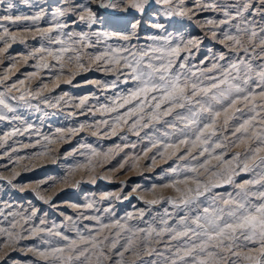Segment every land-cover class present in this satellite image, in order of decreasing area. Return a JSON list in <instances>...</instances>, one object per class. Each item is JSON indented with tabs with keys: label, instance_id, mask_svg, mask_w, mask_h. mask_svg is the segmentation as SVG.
Listing matches in <instances>:
<instances>
[{
	"label": "rangeland",
	"instance_id": "rangeland-1",
	"mask_svg": "<svg viewBox=\"0 0 264 264\" xmlns=\"http://www.w3.org/2000/svg\"><path fill=\"white\" fill-rule=\"evenodd\" d=\"M9 2L14 7L6 11ZM232 2L233 0H173L176 9H183L186 15L170 17L163 14L162 5H152L141 16L135 12L116 13L96 8L93 3L98 22L91 27L79 21L78 17L83 12H73L71 8L75 4H85L87 0H3L0 3V16L31 17L42 13L41 19L35 24L30 19L15 24L0 21L10 33L17 36L15 42L7 40V44L11 46L0 52V92L5 94L6 102L13 109L8 111L0 106V115L6 117L0 120V227L7 228L14 219L18 221L13 239L0 234V264H45L37 250H47L67 243L48 232H32L33 226L52 228L53 232L59 231L75 239L81 248L88 247L87 264H98V249L85 245L79 239L78 232L85 237L95 235L98 240L109 238L100 245L109 258L101 257L100 264H116L121 259L124 264H148L149 261L165 264V257L171 255L165 244L170 243L173 247L178 244L177 241H169L167 235L156 237L153 234L144 240V234L139 233L136 240L138 247L133 252H125L123 258L117 253L123 250L121 246L130 235L125 230L129 227L147 229L151 225L160 228L163 227L161 219H168L170 224H176L178 217H193L198 213L194 205L187 208L183 205L176 207L170 202L178 201L181 195L172 186L173 181L184 176L198 175L206 183L221 184L213 189V193L226 198L227 193L238 190L236 185L254 179L257 173L264 171L256 167L252 172H240L239 175L232 176L233 183L226 182L237 163L253 164L245 153L249 145L256 147V143L252 140L241 142L232 134L236 127L255 115L249 111L250 104L237 105L242 111L235 113L234 117V109H229L227 127L223 123L225 115L221 113L214 126L217 134L210 138L207 145H203L208 147L207 153L199 155L198 148L189 145L188 154H185L186 146L179 145L178 148H168L161 156L157 148L151 147V140L172 142L178 136H163L164 131H172L163 122L139 130L140 134L137 136L130 128L131 120L128 124H114L115 117L123 114L131 105L118 112L102 111V106L113 107L114 102H119V97L127 95L128 90L134 86L132 82L124 83L125 77L115 70L105 71L102 62L98 64L89 60L87 55L84 56V68H79L74 60H65L61 71L51 57L46 58L48 68L37 67L41 63L38 49L57 47L41 38L37 29L66 23L63 33H88L95 42L94 33H121L137 21H140L138 35L129 46L167 47L162 39L154 42L150 39L151 36H167L172 41L171 46L193 39L198 41V46H190V51H185L182 47L181 57L186 59L181 62L193 69L210 67L213 57L227 49L220 39L213 36V31H217L219 35V30L207 21L214 20L218 23L224 17L219 9L202 10L201 6ZM57 9L65 10L66 15L54 18L53 13ZM255 19L259 21L260 18L256 16ZM157 22L163 24V31L152 27ZM223 27L225 30L229 28L228 25ZM2 35L3 28H0V36ZM52 35L68 39L59 32H53ZM118 43L123 42L101 38L99 44L94 43L92 48L83 51L96 53L103 51L108 45ZM5 47V41L0 40V49ZM34 52L36 56L32 55ZM114 80L116 87H111ZM13 84L15 87H11ZM21 95H24L23 100L19 99ZM85 98L87 102L81 106L80 101ZM256 103L259 115L254 122L256 127L250 129V132H259L264 127L260 123L264 116L260 105L264 104V100L257 96ZM165 119L171 121L173 118ZM101 121H107V124ZM14 129H19V132L6 137ZM188 135H192L191 131ZM217 142L222 146L216 148ZM197 144L199 147L200 142ZM235 153L241 154L240 161L233 159ZM260 155L264 156V152ZM193 156H196L195 160L192 159ZM217 156H221V159H217ZM205 160L206 166L219 175L198 167ZM192 166H197V173L188 171ZM173 169L177 172L174 173ZM189 183L195 187L191 181ZM177 186L182 190L185 188L182 183ZM152 201L156 203H151ZM200 201L202 206L211 203L205 197H201ZM41 220L44 221L43 225ZM118 232L119 237L116 236ZM116 239L119 243L113 249L111 241ZM258 247V244H248L239 251L243 256L249 249ZM151 248L164 255H147ZM69 254L74 257L73 264H82L83 257L76 260L75 253H65L66 256ZM252 254L257 253L253 251ZM231 259L237 260L238 264H249L242 258ZM48 264L56 262L49 260Z\"/></svg>",
	"mask_w": 264,
	"mask_h": 264
},
{
	"label": "snow or ice",
	"instance_id": "snow-or-ice-1",
	"mask_svg": "<svg viewBox=\"0 0 264 264\" xmlns=\"http://www.w3.org/2000/svg\"><path fill=\"white\" fill-rule=\"evenodd\" d=\"M2 2L3 0H0V3ZM93 3L96 8L116 13L135 12L143 16L152 5H162L165 16L186 15L183 9H176L173 0H87L85 4L72 5L73 12L84 13L79 15V21L89 27L98 22L96 11L92 7ZM13 7L14 5L9 2L6 11ZM201 8L202 10L203 8L219 9L224 17L218 23L214 20L207 21L219 30V35L217 31H213V36L220 39L224 48L227 49L226 52L213 57L210 67L193 69L192 66L181 62L182 59H186L181 57L182 47L183 50L190 51V46H198V41L193 39L171 46L172 41L167 36H151L150 39L154 42L162 39L167 47L129 46L132 39L138 35L137 29L140 27V21L132 23L121 33L113 34L106 31L94 33L95 42L91 40L88 33H63L62 30L67 27L66 23H56L47 29H37L41 38L57 46L38 49L40 53L38 59L41 63L37 67L48 68L49 63L46 58L51 57L52 61L60 66L61 71L64 69L63 61L65 60L68 62L74 60L79 68H84V56L87 55L89 60L98 64L102 62L105 71L115 70L120 76L125 77L124 83L132 82L134 86L128 90L127 95L119 97V102H114L113 107L102 106V111L105 113L118 112L119 109L131 105L127 111L115 117L114 124H128L131 120L130 128L137 136L140 134L139 130L163 122L167 128L172 130L171 132L164 131L163 136L171 137L177 134L178 136L172 142L151 140V147L157 148L161 156L168 148H178L179 145L186 146L185 154H188L187 146L189 145L192 148H198L199 155L207 153L209 149L203 145H207L210 138L217 134L214 126L221 113L225 115L223 123L227 127L229 109H234L232 113L234 117L235 113L242 111L237 105L250 104L249 111L255 115L236 127L232 134L241 142L252 140L257 146L249 145L245 153L246 158L253 161L252 165L247 162L237 163L236 169L232 170L226 182L233 183L232 176L239 175L240 172H252L256 167L264 169V156L260 155L264 152V127H261L259 132L254 130L250 132V129L256 127L254 122L259 115L256 97L259 96L261 100H264V0H233L232 3L227 4H205ZM65 15L66 12L63 9H57L53 13L54 18ZM256 16H259V21L255 19ZM41 17L42 13L31 17L8 15L0 16V21L6 20L15 24L30 19L35 24ZM224 25H228L229 28L225 30ZM152 27L164 30L163 24L158 22L153 23ZM0 28H3L0 40L6 43V47L0 49V52H3L11 46L7 44V40L15 42L17 36L10 33L3 24H0ZM53 32H59L68 39L53 36ZM101 38L123 43L108 45L103 51L96 53L83 51V49L92 48L94 43L99 44ZM32 55L36 56V53ZM221 61L224 63H220ZM111 87H116L115 80ZM4 96L5 94L0 92V106L13 111ZM19 99L23 100L24 95H21ZM86 102L87 98L82 99L80 105L83 106ZM260 108L264 110V104H261ZM167 117L173 119L169 121L165 119ZM202 118H205L206 122ZM4 119L6 117L0 115V120ZM101 123L107 124V121H101ZM260 123L264 125V116L261 117ZM209 129H211L210 132ZM189 131L192 133L191 136L188 135ZM18 132L19 129H14L7 133L6 137L14 136ZM198 141L200 142L199 147ZM221 146L219 142L215 144L216 148ZM240 156V153H235L233 159L240 161ZM216 158L221 159V156ZM192 159L195 160L196 156ZM206 165L205 160L200 162L198 167L219 175ZM172 171L177 172L176 169ZM188 171L197 173V166H192ZM189 181L195 184V187H192ZM181 183L185 185L183 190L177 186ZM172 186L176 187V191L181 195L178 201L171 200L170 202L176 207L183 205L187 208L194 205L198 213L193 217L180 216L176 224H170L168 219H161L160 224L163 227L160 228L150 225L147 229L130 227L125 229L130 235L121 246L123 250L117 253L121 258L125 252H133L138 247L136 243L138 234L143 233L144 240L155 234L156 237L167 235L169 241L178 242L174 247L170 243L165 244L166 250L171 253L170 256L165 257V264H238V261L232 260L231 257L242 258L249 264H264V171L257 173L256 178L236 185L238 190L234 193H227L226 198L224 195L213 193V189L220 187L221 184L206 183L199 179L198 175L184 176L182 179L173 181ZM201 197H205L211 203L202 206ZM151 203H156V201ZM165 214L167 215V210ZM40 223L43 225L44 221L41 220ZM17 224L18 221L14 219L7 228L0 227V234L13 239ZM117 224L119 225V222ZM119 226L124 228L123 225ZM31 231L48 232L50 235L59 236L67 241L64 245L47 250H37L45 264H48L49 260L55 261L56 264H73V255L66 256V252L75 253L76 260L83 257L82 264H87L89 249L88 247L81 248L75 239L59 231L53 232L52 228L33 226ZM78 235L85 245L98 249V264H100L101 257L109 258L105 250L100 247L104 241L109 239L108 237L98 240L95 235L85 237L79 232ZM119 235V232L116 233L117 237ZM118 243V239L112 240V248L116 249ZM248 244H258L259 247L249 249L247 254L241 256L239 250L247 247ZM144 246L148 247L147 244ZM253 251L257 254L253 255ZM154 253L164 255L155 248L147 251L149 256ZM116 264H124L123 259L117 261ZM148 264H156V262L149 261Z\"/></svg>",
	"mask_w": 264,
	"mask_h": 264
},
{
	"label": "bare ground",
	"instance_id": "bare-ground-1",
	"mask_svg": "<svg viewBox=\"0 0 264 264\" xmlns=\"http://www.w3.org/2000/svg\"><path fill=\"white\" fill-rule=\"evenodd\" d=\"M45 1H46V0H45ZM20 11H21V10H20ZM10 169H11V168H10ZM1 175H2V174H1ZM1 175H0V176H1ZM11 182H12V181H11Z\"/></svg>",
	"mask_w": 264,
	"mask_h": 264
}]
</instances>
